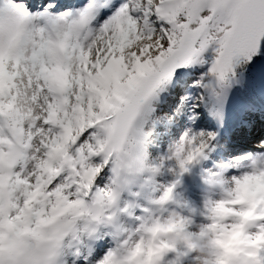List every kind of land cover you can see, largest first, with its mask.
Segmentation results:
<instances>
[{"label":"snow or ice","instance_id":"snow-or-ice-1","mask_svg":"<svg viewBox=\"0 0 264 264\" xmlns=\"http://www.w3.org/2000/svg\"><path fill=\"white\" fill-rule=\"evenodd\" d=\"M197 165L219 198L193 230L168 206ZM262 174L264 0H0V264H188L222 213L215 264H264V199L237 200Z\"/></svg>","mask_w":264,"mask_h":264},{"label":"bare ground","instance_id":"bare-ground-1","mask_svg":"<svg viewBox=\"0 0 264 264\" xmlns=\"http://www.w3.org/2000/svg\"><path fill=\"white\" fill-rule=\"evenodd\" d=\"M237 143H240L242 145V143L240 141H238ZM153 148L156 151V153H159L158 149H156V147H153ZM155 158H157V156H155L154 159ZM209 165H210V162H208L207 166H209ZM195 167L197 168L196 172H199V176L196 178L184 180L182 185L177 184L176 187L174 188V198L177 201H179L180 204H187L188 207H185L181 210L187 212V211H189V209H195V212H193L191 214L195 215V217H196V214H200V211L202 210V207H203L202 203H203L204 198L206 196L212 195L213 198H219V196H218V194L212 192V190L209 188V186L204 184V182L200 176L199 165H197ZM165 170L167 171V169H165ZM189 174H190L189 172L183 174L182 178H184L185 176L187 178L190 177L191 175H189ZM145 177H147L146 173H144L143 176L136 178L134 180L135 182H133L131 184V185H133V188H135V190L131 191V193H137L138 195H136V196H132L131 194L130 195L133 197L132 198L133 200H135L139 203H146L150 197L158 196L160 186L168 184L167 178H173L174 176L168 171L165 174H163V172H162L161 174H158L154 177L153 183H152V180L145 182ZM142 182L144 185L142 187H140V183H142ZM145 189H146V194H143ZM136 190H137V192H136ZM258 190L259 189H253V193H251V195H250V199H253V201H251V202H255V204L260 202L261 199H264V192H258ZM177 193H181L183 195V197L178 196ZM240 196H241V194H238L237 198H240ZM191 200L198 202L200 205L199 206H191L189 204V201H191ZM255 204H254L253 208H250L252 211L255 210ZM172 205L173 204H169L168 207H170ZM250 209H248L247 211H249ZM192 227H193V230H195V224H193Z\"/></svg>","mask_w":264,"mask_h":264},{"label":"clouds","instance_id":"clouds-1","mask_svg":"<svg viewBox=\"0 0 264 264\" xmlns=\"http://www.w3.org/2000/svg\"><path fill=\"white\" fill-rule=\"evenodd\" d=\"M217 163L219 162L217 161ZM262 178H264V174H262ZM224 199L225 208H227L229 202L227 196ZM182 215L183 214L179 203H177L175 207H172L168 210V218L173 220L181 218ZM243 219L244 218L241 217V220ZM227 220V215L222 213L217 221L212 222L217 225L215 229L209 225H204L202 228L198 226L196 228V235L198 238L189 241L191 246L189 248L187 257L188 264H215V250H231V245L237 243L241 239V230L239 228L232 229L228 232H223L221 230V222ZM229 223H231V221H229ZM161 235L167 239L176 238V234L171 231V227L162 229ZM217 241L218 243L214 244V242ZM151 251H155V249L153 248Z\"/></svg>","mask_w":264,"mask_h":264},{"label":"rangeland","instance_id":"rangeland-1","mask_svg":"<svg viewBox=\"0 0 264 264\" xmlns=\"http://www.w3.org/2000/svg\"><path fill=\"white\" fill-rule=\"evenodd\" d=\"M157 143H158V146H156V148L158 149L159 153H156V151L154 150L153 147L150 149L151 156L153 159L155 156L158 157L159 155H162L166 149V143H164V141H158ZM169 163H171V162H169ZM165 169H167V168H165ZM164 170L162 172H164ZM146 176H148V173H146ZM153 181H154V178L152 179V183H153ZM140 184L142 186L144 185L143 183H140ZM241 188L247 189L249 193H251L253 189H259L258 192H262V191H264V178L261 177L254 182H249V183L243 185ZM248 203L249 202H247L246 204H248ZM240 243H241V240H239L237 243H234L233 245H231V249L238 247Z\"/></svg>","mask_w":264,"mask_h":264}]
</instances>
